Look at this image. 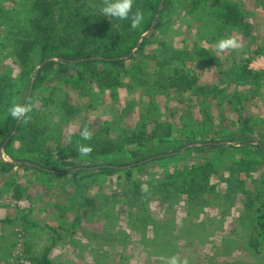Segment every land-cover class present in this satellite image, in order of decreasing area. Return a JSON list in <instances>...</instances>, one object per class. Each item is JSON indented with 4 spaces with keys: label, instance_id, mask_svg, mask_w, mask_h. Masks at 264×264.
<instances>
[{
    "label": "rangeland",
    "instance_id": "374dc122",
    "mask_svg": "<svg viewBox=\"0 0 264 264\" xmlns=\"http://www.w3.org/2000/svg\"><path fill=\"white\" fill-rule=\"evenodd\" d=\"M47 1L57 41L80 20L76 14L75 20L66 17V5L101 24V32L90 39H80L74 29L79 45L113 38L131 22L104 16L103 0ZM144 1L134 0L133 13ZM215 2L237 5L252 25L250 37L222 24ZM32 6V0H0V120L4 104L24 99L16 41L25 40L37 16ZM162 19L160 31L142 38L149 45L141 55L133 50L137 65L125 62L132 81L142 84L130 83L128 74L119 88L105 90L91 82V71L83 72L75 86L69 84L75 70L45 74L35 96H51L56 103L35 101L27 133H18L16 123L9 149L19 160L4 150L6 141L0 146V159L14 164L11 171H0V264H35L43 257L51 264H166L174 255L187 257L189 264H264L256 224V210L264 203V0H173ZM228 37L243 47L217 53L216 42ZM34 63L30 85L42 67ZM160 67L163 74H157ZM175 68L195 82L183 94L160 82ZM64 102L75 112L61 110ZM153 123L173 126L181 144L152 138L147 161L130 173L131 166L112 174L99 171L101 160L87 162L88 155L77 150L102 139L115 146L100 150L98 141L96 149L127 162L131 159L124 153L136 146L122 140L138 129H154ZM85 127L91 140L80 136ZM243 131L247 135L241 138ZM43 160L62 169L72 163L73 172L83 163L88 170L75 180L71 171L44 168ZM89 173L93 176L85 178Z\"/></svg>",
    "mask_w": 264,
    "mask_h": 264
},
{
    "label": "trees",
    "instance_id": "16d2710c",
    "mask_svg": "<svg viewBox=\"0 0 264 264\" xmlns=\"http://www.w3.org/2000/svg\"><path fill=\"white\" fill-rule=\"evenodd\" d=\"M161 0H146L142 3V8L140 11L143 13L144 19L141 22V24L137 28L131 27V22H127L128 25L123 26V29L116 32L115 35H113V38H107L102 39L101 41H92L90 42L91 46L89 47L87 45H79L78 44V38L76 36L79 34H82L80 39L84 38L87 39L93 35L96 37V35L101 32V24L91 23L92 17H84L81 18L82 15H80V11L76 9H72L68 5L62 8V11L65 13L66 17L69 19V17H73V14L79 15L80 20H75L76 18H70L75 20L78 23L74 22L73 26H68L66 29V33H68V36L65 35L64 38L61 40L56 38L54 39L52 35V23H51V9L50 5L47 0H32L33 3V9L36 10L37 16L33 20L29 22L30 28L28 32L24 33L25 40L23 41H16V65H20V74L19 79H22L25 81L23 83V94L24 96L23 102L20 101L19 104H28L31 108L34 106L35 101L41 99L42 106H45L47 103H56L55 100L51 98V96L47 98H43L42 96H35V93L37 90L43 85V83L46 81L45 74L49 71H56L57 74H66L67 72H71L72 70L77 71V77L74 81H70L69 84L72 86L77 85L78 82H80L84 74L83 72L91 71L90 77L92 79L91 82L95 83L99 89H105L107 90V87L110 88V86L114 85L115 88L120 87V80L122 77H128V74L130 75L129 82H133L132 84H139L140 82L138 79L133 80V73L131 70H126V60H129L132 64L137 65L136 62H138V59L135 55H133V50L135 52L137 51L138 55H141V53L145 50V46L149 45V41L144 38L142 41L138 44V40L140 37L145 34L151 27L152 23L154 22L153 31H160L163 27L164 21H163V15L165 14V6L169 3H172L173 0H164L162 9L159 13V17L156 18V15L158 14V8ZM215 5L219 7L221 10L220 18L222 20V24L229 25L231 27H234L243 38H248L251 35V32L253 30L251 23L249 22L247 15L243 13V11L240 10V8L235 4L230 3H220L215 2ZM35 6V7H34ZM75 16V15H74ZM85 16V15H83ZM125 22V24H127ZM74 29L78 32H76ZM84 29V30H82ZM65 31V30H64ZM84 32H88L89 35H84ZM106 34V33H104ZM28 36V37H27ZM62 42L64 45H61ZM68 43V44H67ZM67 44V45H65ZM162 53V52H161ZM59 58V61H47L48 58ZM99 59H95V58ZM29 59H31L32 63H29ZM44 63L42 67L38 70L36 73L35 81L32 85V88L30 90V95H26V90L30 88V74H32L35 63ZM136 63V64H135ZM133 68H138L137 66H134ZM131 69V68H130ZM95 71V76L93 75V72ZM174 73L170 75V73H167L165 79L160 82H165V85L167 88L174 89V93L176 94H183L184 92L190 90L195 85V82L191 80L188 76V74H185L184 71L180 70L179 68H175L172 70ZM163 68L160 67L157 70V74H163ZM250 74L251 72H247ZM104 77V84L101 82V78L99 75H102ZM142 74V73H141ZM159 82V83H160ZM111 83V84H110ZM161 84V83H160ZM162 86V85H161ZM143 92L146 91L143 89ZM28 98H27V97ZM47 101L45 102L44 100ZM58 102V100H57ZM16 103L14 99L12 101L4 104V111H3V118L0 120V146L5 143L4 150L10 154L13 160H19V157L15 154H13L9 147L10 143L15 139V137L11 135L14 128L18 125V133L24 134L27 133L32 126L33 119L31 112L28 114L31 119L27 120V122H24L23 120L19 121V124L16 125L18 122L17 120H14L9 115V108ZM63 108L61 110L68 111L67 114L75 112L74 110H67V107L69 105L67 103L61 104ZM69 109H71L69 107ZM60 110V111H61ZM57 114V111H56ZM59 114V113H58ZM151 123V122H149ZM147 124V123H146ZM146 124L142 125L143 127H146ZM155 124L154 129H151L150 131H147L145 133L144 130L138 129L137 131H134L131 133L130 137L127 136L125 140H122L121 144H135L133 146H136L134 149H131L130 151H127L124 153L125 158H130L131 160L127 162L122 161H115L113 160L112 155H110V152L107 151H99L97 146V142L101 143L100 150H104V148H111L114 147L111 142L98 139L96 140V143L93 141L89 147L92 148V152L88 157L84 158L85 161L89 162L90 160H101V165L99 167V171H104L106 174H112L114 172H117V170L126 169L127 173H130L132 170V167H135L139 162H145L147 161L148 154L150 152V149H148L147 143L152 140H156L158 143H171L173 145L180 143V139L178 137L173 136V133L175 132V129H173V126L170 124H165L164 128H161V125L159 123H153ZM244 125H246V132L250 131V127L247 122H244ZM27 128H29L27 130ZM148 128V127H147ZM243 131L241 138L245 137L247 133ZM145 135V137H144ZM154 138V139H152ZM240 141H243L242 139H239ZM211 142H216L215 139H211ZM250 141V140H249ZM120 144V143H119ZM181 144V143H180ZM108 146V147H105ZM117 146V145H116ZM183 146V145H181ZM221 147V146H220ZM218 147V148H220ZM124 145H120L118 149H123ZM223 149V147H221ZM257 153L263 155V150L258 147ZM168 155L170 153H167ZM248 155V153H244ZM168 155H159L157 156V159L159 160H165L168 159ZM171 156V155H169ZM264 156V155H263ZM55 163H50L45 160H43L42 166L46 169L54 170L56 173L58 172H72L70 173L75 180L79 179V174L83 172V170L87 169L88 167H85L87 165L81 164L79 166V171H72V168H75V166L72 163H64V165L67 167V169L58 168L57 165H54ZM133 164V165H132ZM98 165V164H96ZM41 166V167H42ZM40 167V168H41ZM14 168V164L5 162L0 159V171L1 172H9ZM43 168V167H42ZM40 171H44L41 170ZM89 176H93L92 173L87 174L84 176L85 178H88ZM189 186V185H187ZM16 197H20L19 192L16 191ZM256 210L257 217H256V224L259 226V241L257 245H262L264 243V203L260 205ZM35 264H51L49 259L47 257H43L38 261V263Z\"/></svg>",
    "mask_w": 264,
    "mask_h": 264
},
{
    "label": "clouds",
    "instance_id": "9594fccd",
    "mask_svg": "<svg viewBox=\"0 0 264 264\" xmlns=\"http://www.w3.org/2000/svg\"><path fill=\"white\" fill-rule=\"evenodd\" d=\"M133 2L134 0H103V7L101 11L106 17H112L119 20H128L131 18V27L137 28L143 21L144 16L139 10L133 13ZM214 47L217 53H223L225 51L241 49L243 44L242 42L237 41V39L234 37H228L217 41ZM8 111L9 115L14 120H23L24 122H27V120L31 119L28 114L32 111V108L28 104L22 105L19 103H14ZM80 136L83 140H91L92 133L85 127L81 130ZM68 142L70 143L71 140L69 139ZM77 150L82 156L90 155L92 152L91 147L84 145H78ZM166 264H189V261L187 257L179 259L174 255L167 259Z\"/></svg>",
    "mask_w": 264,
    "mask_h": 264
},
{
    "label": "water",
    "instance_id": "95a60500",
    "mask_svg": "<svg viewBox=\"0 0 264 264\" xmlns=\"http://www.w3.org/2000/svg\"><path fill=\"white\" fill-rule=\"evenodd\" d=\"M163 3H164V0H161L160 1V4H159V8H158V14L156 15V18H158L159 17V13H160V11H161V9H162V5H163ZM154 22L152 23V25H151V27H150V29L146 32V34H144V35H142L141 37H140V39L138 40V43L142 40V38L143 37H145V36H147L152 30H153V26H154ZM49 61V60H48ZM45 62H47V61H45ZM44 62V63H45ZM44 63H42V65L44 64ZM36 73L37 72H35V76L33 77V80L31 81V85H30V88H29V93H28V96L30 95V90H31V88H32V85H33V83H34V81H35V78H36ZM28 98V97H27Z\"/></svg>",
    "mask_w": 264,
    "mask_h": 264
}]
</instances>
